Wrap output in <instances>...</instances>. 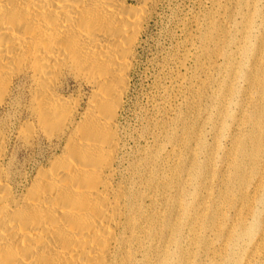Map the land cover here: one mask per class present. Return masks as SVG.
<instances>
[{
	"label": "bare ground",
	"instance_id": "6f19581e",
	"mask_svg": "<svg viewBox=\"0 0 264 264\" xmlns=\"http://www.w3.org/2000/svg\"><path fill=\"white\" fill-rule=\"evenodd\" d=\"M135 1L0 0V264H156L152 252L158 253V264H170L165 244L180 236L174 214L159 211L157 219L163 220L156 222L157 211L138 187L118 182L123 163L117 122L156 0ZM242 43L237 56L256 53L250 36ZM244 67L235 61L227 73L236 81ZM219 79L217 86L221 73ZM255 87L264 98L263 85ZM212 98L224 107L231 99L224 93ZM9 109H20L18 128L6 123ZM218 121L221 132L222 113ZM41 136L53 153L32 174L17 172L12 140L34 151ZM241 143L228 165L237 168L234 176L244 175L242 196L250 191V180H257L254 192L260 193L264 176H250L264 173L258 166L264 141L252 136ZM185 161L195 163L193 156ZM218 180V189L228 193L229 180ZM145 183L153 186L150 177ZM179 191L181 209L189 191ZM243 198L235 205L240 211L248 208ZM197 213L190 221L195 238L211 220L207 205ZM255 221L247 233L253 253L243 264H264L263 235ZM157 239L164 245L155 247Z\"/></svg>",
	"mask_w": 264,
	"mask_h": 264
},
{
	"label": "rangeland",
	"instance_id": "374dc122",
	"mask_svg": "<svg viewBox=\"0 0 264 264\" xmlns=\"http://www.w3.org/2000/svg\"><path fill=\"white\" fill-rule=\"evenodd\" d=\"M243 36L251 37L256 53L236 55L244 45ZM235 61L245 65L238 69L236 81L227 73ZM220 73L222 85L217 86ZM259 83L264 87V0L155 1L136 47L129 91L117 122L123 163L118 182L138 187L157 211L156 222L163 220L157 219L159 211L174 214L180 236L175 244H165L170 264H182L185 258L186 264H243L244 256L253 253V239L247 233L256 218L264 245L260 200L264 189L255 193L257 180H250V191L242 196L241 188L247 187L244 175L234 176L237 168L228 165L240 142L249 143L252 136L264 141V98L255 87ZM214 93L230 95V103L222 106L212 98ZM9 110L6 123L18 128L20 109ZM219 113L226 121L221 132ZM38 142L30 151L12 140L17 172L32 174L37 163L53 153L42 136ZM187 156L194 157L193 165L186 163ZM258 166L264 169V155ZM250 167L251 161H245L247 172ZM254 175L264 173L250 178ZM149 177L153 186L145 183ZM219 178L229 180L228 193L218 189ZM180 187L189 191L181 209L176 203ZM242 198L248 202L244 211L235 208ZM206 205L211 220L195 238L190 221ZM159 245H164L162 239L156 240L155 247ZM157 254L150 257L156 264Z\"/></svg>",
	"mask_w": 264,
	"mask_h": 264
}]
</instances>
